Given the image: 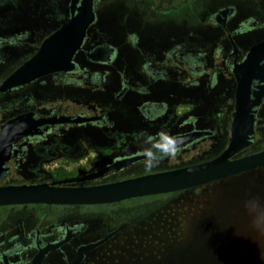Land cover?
<instances>
[{
    "label": "flooded vegetation",
    "instance_id": "1",
    "mask_svg": "<svg viewBox=\"0 0 264 264\" xmlns=\"http://www.w3.org/2000/svg\"><path fill=\"white\" fill-rule=\"evenodd\" d=\"M101 1L74 71L0 94V134L21 115L50 121L0 150V186L86 189L211 161L228 147L241 84L257 103L254 137L234 158L264 150V0H195L176 24L125 14L117 42L99 27ZM142 198L1 206L0 264H95L136 243Z\"/></svg>",
    "mask_w": 264,
    "mask_h": 264
},
{
    "label": "rangeland",
    "instance_id": "2",
    "mask_svg": "<svg viewBox=\"0 0 264 264\" xmlns=\"http://www.w3.org/2000/svg\"><path fill=\"white\" fill-rule=\"evenodd\" d=\"M199 5L102 0L99 27L114 38L125 14L176 24L189 20L186 14ZM66 6L67 0H0V84L66 22ZM253 199L264 205V167L185 192L144 197L131 215L142 219L136 243L111 247L95 264H264V232L253 227L244 207Z\"/></svg>",
    "mask_w": 264,
    "mask_h": 264
},
{
    "label": "water",
    "instance_id": "3",
    "mask_svg": "<svg viewBox=\"0 0 264 264\" xmlns=\"http://www.w3.org/2000/svg\"><path fill=\"white\" fill-rule=\"evenodd\" d=\"M95 2L96 0H70L67 21L46 37L38 51L1 83L0 94L26 86L50 74L74 71L75 56L81 50L90 27L97 19ZM247 88L248 86L242 84L239 86L236 111L230 122L228 147L211 161L86 189L54 188L48 185L0 186V207L24 204H110L191 190L263 168L264 150L234 158L253 144V108L257 103L249 99ZM47 122L50 121L34 119L32 114L9 120L0 134V150L10 149L18 140L32 134V127ZM2 164L0 160V176Z\"/></svg>",
    "mask_w": 264,
    "mask_h": 264
},
{
    "label": "clouds",
    "instance_id": "4",
    "mask_svg": "<svg viewBox=\"0 0 264 264\" xmlns=\"http://www.w3.org/2000/svg\"><path fill=\"white\" fill-rule=\"evenodd\" d=\"M244 207L252 218L253 227L264 232V205L253 199L246 201Z\"/></svg>",
    "mask_w": 264,
    "mask_h": 264
},
{
    "label": "trees",
    "instance_id": "5",
    "mask_svg": "<svg viewBox=\"0 0 264 264\" xmlns=\"http://www.w3.org/2000/svg\"><path fill=\"white\" fill-rule=\"evenodd\" d=\"M200 188V187H199Z\"/></svg>",
    "mask_w": 264,
    "mask_h": 264
}]
</instances>
